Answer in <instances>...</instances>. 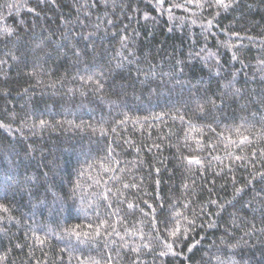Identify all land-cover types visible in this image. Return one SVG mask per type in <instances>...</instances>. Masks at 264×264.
<instances>
[{"label":"trees","instance_id":"obj_1","mask_svg":"<svg viewBox=\"0 0 264 264\" xmlns=\"http://www.w3.org/2000/svg\"><path fill=\"white\" fill-rule=\"evenodd\" d=\"M0 264H264V0H0Z\"/></svg>","mask_w":264,"mask_h":264},{"label":"rangeland","instance_id":"obj_2","mask_svg":"<svg viewBox=\"0 0 264 264\" xmlns=\"http://www.w3.org/2000/svg\"><path fill=\"white\" fill-rule=\"evenodd\" d=\"M79 158H82L83 157V155L81 156V155H79L78 156ZM8 163H10V162H8ZM9 167H13V166H11V165H8ZM12 171H13V168H12ZM10 173L11 172H9L7 175V177H5V179H4V182H7L8 183V181H9V175H10ZM13 173V172H12ZM33 184H34V182H32ZM60 208V205L59 204H56L55 206H54V211L56 210H58ZM78 213H83L84 214V212H78ZM55 215V212H53V214H52V216H54ZM52 219L54 220V218L52 217Z\"/></svg>","mask_w":264,"mask_h":264}]
</instances>
